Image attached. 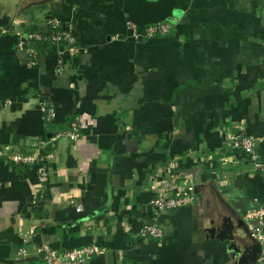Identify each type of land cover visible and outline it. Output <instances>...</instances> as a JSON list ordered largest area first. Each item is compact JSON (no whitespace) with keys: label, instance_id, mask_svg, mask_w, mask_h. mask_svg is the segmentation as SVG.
I'll use <instances>...</instances> for the list:
<instances>
[{"label":"crops","instance_id":"0c3cea01","mask_svg":"<svg viewBox=\"0 0 264 264\" xmlns=\"http://www.w3.org/2000/svg\"><path fill=\"white\" fill-rule=\"evenodd\" d=\"M52 15L80 51L40 42L28 57L16 40ZM156 22L171 28L141 36ZM72 123L78 138L56 139L43 188L9 158ZM229 132L256 136L264 160V0H0V264L89 243L88 264H253L241 218L264 201V170L228 148ZM166 165L196 199L156 214ZM151 222L160 239L138 234Z\"/></svg>","mask_w":264,"mask_h":264},{"label":"built area","instance_id":"2783aa9c","mask_svg":"<svg viewBox=\"0 0 264 264\" xmlns=\"http://www.w3.org/2000/svg\"><path fill=\"white\" fill-rule=\"evenodd\" d=\"M47 29L45 31H29L16 40V47L27 52L28 57L32 56L35 51L33 44L44 42L49 45H62L69 53H77L80 47L77 46L71 29L55 16H49L47 20ZM127 28L133 29L135 26L132 22H126ZM171 28V22H156L147 25L141 34L145 37L160 36L168 32ZM137 35V34H135ZM30 63H33L30 60ZM63 66L58 64V70L61 71ZM38 109L43 120L44 127L54 116L53 104L46 98L41 99ZM61 135H66L70 140L78 138L76 125L71 124L69 130H59L53 136H40L35 146L34 152L14 153L9 158L16 163H22L30 166L36 172V178L41 188L48 176L50 163L53 160V148L56 139ZM226 143L228 148L233 151H243L248 154L252 167L256 170H264V160L257 152L258 138L248 133H227ZM177 178V170L173 166L166 165L160 171L157 178L159 188L157 195L154 196L150 204L154 207L156 214L171 210L183 205L192 204L195 199V192L192 188L186 187L182 190H176L174 181ZM76 211L82 210L80 203H74ZM241 223L246 233L251 238L258 251L255 254L253 264H264V201L255 202L254 205L247 208L242 215ZM138 234L143 237L160 239L163 231L160 225L155 222L145 223L138 229ZM39 251L42 254L43 264H88L93 255L97 253V247L93 243L84 244L78 248L58 250L48 245H41Z\"/></svg>","mask_w":264,"mask_h":264},{"label":"water","instance_id":"95a60500","mask_svg":"<svg viewBox=\"0 0 264 264\" xmlns=\"http://www.w3.org/2000/svg\"><path fill=\"white\" fill-rule=\"evenodd\" d=\"M47 136H50V134H47ZM229 233V232H228ZM230 234V233H229ZM231 235V234H230ZM230 237V236H229ZM229 248H231L232 250L234 249V243L231 242L229 245H228ZM258 251V247L255 245L254 247V255H253V258H252V261L254 260V257H255V254L256 252Z\"/></svg>","mask_w":264,"mask_h":264},{"label":"trees","instance_id":"16d2710c","mask_svg":"<svg viewBox=\"0 0 264 264\" xmlns=\"http://www.w3.org/2000/svg\"><path fill=\"white\" fill-rule=\"evenodd\" d=\"M43 137H45V135H43ZM47 138V137H46Z\"/></svg>","mask_w":264,"mask_h":264}]
</instances>
